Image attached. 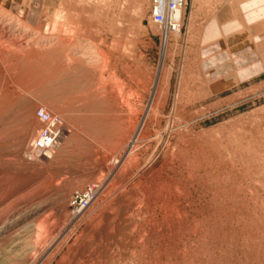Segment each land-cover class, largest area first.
I'll return each instance as SVG.
<instances>
[{"label": "rangeland", "instance_id": "rangeland-1", "mask_svg": "<svg viewBox=\"0 0 264 264\" xmlns=\"http://www.w3.org/2000/svg\"><path fill=\"white\" fill-rule=\"evenodd\" d=\"M183 1L0 0V264H264V0Z\"/></svg>", "mask_w": 264, "mask_h": 264}, {"label": "built area", "instance_id": "built-area-1", "mask_svg": "<svg viewBox=\"0 0 264 264\" xmlns=\"http://www.w3.org/2000/svg\"><path fill=\"white\" fill-rule=\"evenodd\" d=\"M183 5V0H154L152 18L157 24L175 20Z\"/></svg>", "mask_w": 264, "mask_h": 264}, {"label": "bare ground", "instance_id": "bare-ground-1", "mask_svg": "<svg viewBox=\"0 0 264 264\" xmlns=\"http://www.w3.org/2000/svg\"><path fill=\"white\" fill-rule=\"evenodd\" d=\"M184 2V1H183ZM48 152V151H47Z\"/></svg>", "mask_w": 264, "mask_h": 264}]
</instances>
